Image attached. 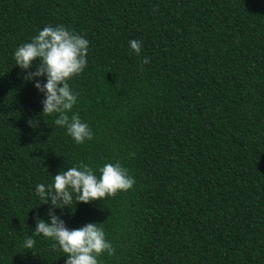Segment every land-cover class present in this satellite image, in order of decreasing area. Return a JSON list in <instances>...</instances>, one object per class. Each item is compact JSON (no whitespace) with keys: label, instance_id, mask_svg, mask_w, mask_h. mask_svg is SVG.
Listing matches in <instances>:
<instances>
[{"label":"trees","instance_id":"16d2710c","mask_svg":"<svg viewBox=\"0 0 264 264\" xmlns=\"http://www.w3.org/2000/svg\"><path fill=\"white\" fill-rule=\"evenodd\" d=\"M58 24L88 41L69 80L82 144L40 113L12 56ZM114 161L130 189L55 210L103 228L101 264H264V0H0V264H64L48 239L22 247L48 220L35 186Z\"/></svg>","mask_w":264,"mask_h":264},{"label":"clouds","instance_id":"9594fccd","mask_svg":"<svg viewBox=\"0 0 264 264\" xmlns=\"http://www.w3.org/2000/svg\"><path fill=\"white\" fill-rule=\"evenodd\" d=\"M129 49L139 56L141 47L138 39L128 40ZM88 41L83 35L62 24L45 25L37 30L29 41L18 45L12 53L14 64L24 70L23 80L31 82L41 94L40 113L54 115L52 123L63 128L76 144L91 140L93 133L79 115L71 112L77 102V94L71 90L69 80L79 75L86 67ZM147 57L141 63H147ZM35 64V68L29 71ZM43 78V82L41 81ZM30 125L34 126L32 121ZM50 184H36L35 193L50 205L48 220L37 217L31 235H25L22 247L32 249L39 236L48 239L52 251H60L65 257L64 264H101L98 257L113 254L112 243L98 223H86L69 229L56 213L76 202L113 196L117 191H126L135 183L134 177L119 161L104 163L95 171L87 164H79L58 170Z\"/></svg>","mask_w":264,"mask_h":264}]
</instances>
